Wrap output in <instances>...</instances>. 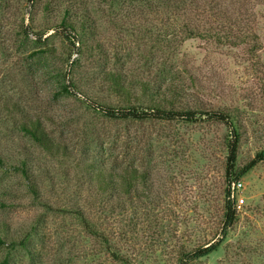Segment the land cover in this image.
Here are the masks:
<instances>
[{"label":"rangeland","instance_id":"1","mask_svg":"<svg viewBox=\"0 0 264 264\" xmlns=\"http://www.w3.org/2000/svg\"><path fill=\"white\" fill-rule=\"evenodd\" d=\"M65 7L90 15V48L65 36ZM109 69L177 86L175 107L199 111L196 120L102 116L91 103L145 106L109 90L100 76ZM68 82L73 94L62 89ZM208 110L235 116L237 166L264 150V0L149 9L126 0H0V264H179L181 252L217 241L230 133L201 114ZM32 117L68 157L20 130ZM91 161L135 167L144 179L130 193L100 194L84 173ZM22 162L28 178L15 168ZM241 180L231 230L188 264H264V161Z\"/></svg>","mask_w":264,"mask_h":264},{"label":"trees","instance_id":"2","mask_svg":"<svg viewBox=\"0 0 264 264\" xmlns=\"http://www.w3.org/2000/svg\"><path fill=\"white\" fill-rule=\"evenodd\" d=\"M116 2L118 0H115ZM130 5L136 4L144 8H153L158 5L174 6L179 8L182 0H126ZM90 15L80 10L79 12L70 11L69 7H65L60 17L59 26L66 32V37L72 39L73 47L87 49L90 48L88 43L89 30L91 29ZM191 30H194L193 28ZM101 79L107 84L109 90L120 98L123 102H131V100L144 101L145 106L129 104L126 107L112 108L109 106H99L90 104L92 108L98 111L102 116L108 119H155V120H176L184 119L186 121L196 120V114L199 111L193 109H183L175 107L178 103L179 88L177 86L167 87L163 89L156 85L151 80H133L126 77L122 71L118 70H102ZM74 83L68 82L62 86V89L69 94H73L72 89ZM136 89L139 91L136 92ZM168 92L170 94H168ZM201 114L206 115L207 120H212L225 124L229 129V136L225 138L224 144L226 147V160L224 166L225 179V199L223 205V213L220 222L219 235L217 241L209 244L201 245L189 251H183L178 258L179 264H188L196 259L208 256L218 249L223 239L231 230L235 221L237 220L236 201L231 197V186L233 182L241 180L242 177L251 170L257 163L264 161V150L257 151L251 159L241 166H237V153L239 147V133L236 128L235 116L225 110H208L202 111ZM19 128L22 132L28 135L36 144L41 146L45 151L68 157L67 146L57 141L47 131L44 123L39 117L29 118L20 123ZM88 162V161H87ZM84 163L83 167L89 182L95 187L100 194H107L110 196H119L121 192L130 193L135 189L138 181H143L144 174L140 173L137 168L116 169L106 167L104 164H98L93 161ZM0 164H3L0 158ZM17 170L28 178V171L26 163L15 167ZM30 190L37 194L36 189L30 185ZM110 204V203H109ZM111 206L120 207V203H112ZM77 214L82 221L86 223L88 229L90 225L87 223V218L84 212L77 209ZM93 230V229H91ZM95 232V231H92ZM4 244V239L0 238V245ZM113 255L120 259L118 255ZM123 264H131L127 261H122ZM6 263V261L4 262Z\"/></svg>","mask_w":264,"mask_h":264},{"label":"built area","instance_id":"3","mask_svg":"<svg viewBox=\"0 0 264 264\" xmlns=\"http://www.w3.org/2000/svg\"><path fill=\"white\" fill-rule=\"evenodd\" d=\"M242 186H243L242 180H238L236 182H233L232 186H231V190H232L231 197L235 199L236 207H239V206H241L244 203V198L240 194H238V192L240 190H242L241 189Z\"/></svg>","mask_w":264,"mask_h":264}]
</instances>
